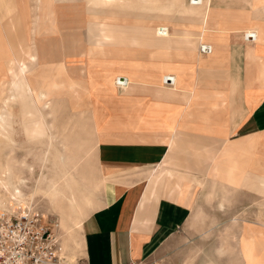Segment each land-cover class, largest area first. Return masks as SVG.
Returning <instances> with one entry per match:
<instances>
[{
    "label": "crops",
    "instance_id": "1",
    "mask_svg": "<svg viewBox=\"0 0 264 264\" xmlns=\"http://www.w3.org/2000/svg\"><path fill=\"white\" fill-rule=\"evenodd\" d=\"M41 1L0 0V67L18 70L0 102L48 93L43 102L88 117L103 201L79 229L81 264H202L189 239L220 231L208 264H264V0H183L165 15L167 0ZM88 2L90 24L71 27ZM203 213L209 228H190ZM64 247L79 250L71 235Z\"/></svg>",
    "mask_w": 264,
    "mask_h": 264
},
{
    "label": "rangeland",
    "instance_id": "2",
    "mask_svg": "<svg viewBox=\"0 0 264 264\" xmlns=\"http://www.w3.org/2000/svg\"><path fill=\"white\" fill-rule=\"evenodd\" d=\"M184 2L185 1L183 0H167V3H164L161 7L163 14H168L169 11L167 10L172 9V7H170L169 5L177 4L181 6L185 4ZM88 4L89 8L87 10V7L85 5L84 7H82L85 9L84 11L78 10L74 11L76 13L72 12L73 15L71 17V27H81L80 25H82L83 23L85 25L90 24V22L92 21L90 5L94 4H90L89 2ZM116 6V9L119 10L120 13L118 14V16L124 17L125 15L123 13H125L127 9H123V7H119L118 5ZM41 7L42 11L43 0L41 1ZM144 10L148 9L144 8ZM141 12L143 13L144 11ZM151 12L152 11H147V13ZM171 12L174 14L176 11ZM157 13H161L160 9L157 11ZM144 19L146 18L140 17L139 20L143 21ZM149 19L150 18H148V20ZM183 27L185 28L186 26ZM48 28L49 27L41 26L39 33L42 35L51 34L52 31ZM139 29L141 30L142 28ZM143 29L149 30L146 28ZM120 42V45L122 46L128 45V43L125 44L124 41ZM106 44L110 45V43L108 42ZM29 49L30 50H28L27 59H24L21 62V65L26 64L27 61H31V48ZM109 55H107V60H102L101 57H98L96 59V55H93L92 61H95L97 67L100 64L104 63L103 66L109 68V62L116 63L114 62L116 58L114 56ZM3 68L4 67L2 66L0 67V89L1 93H7L11 86L12 74L17 72L18 70L16 69L15 71H11V69H9V75L5 77L6 73ZM2 76L3 78L1 79ZM104 79L105 78H103L102 80L104 81ZM2 81L4 83H2ZM10 92L12 91L10 90ZM10 92L7 96L10 95ZM34 95L36 96L35 98L37 99V104L42 105H37L42 113V118L39 119L36 123H24L25 125L23 130V119L21 115L22 112L20 103L15 102L12 104L11 122L13 124V127L10 130V134L15 135V138L12 136L11 138L13 140L16 139V142L13 143L7 138H0V167H5L8 164L12 165L15 174L19 175L25 181L20 186V189L23 194L22 198L35 204V214L36 212L43 214L46 219H49L50 224H55L57 220L60 222L63 218H66L65 209L71 203H73V200H64V195L55 193V191L61 189L64 184H67L68 180H73L74 184L72 186V189L76 193V198L79 202L82 201L84 197H87L91 200H100L102 202L103 195L102 189H100V179L98 176L96 155L93 147L94 144L90 136V130L87 127L88 117L86 116V114L84 116L75 115V113H72L71 109L67 107L68 105L63 103L62 105H50L49 110L45 109L44 107L48 102L43 101L47 97L48 93H36L34 91ZM1 106L2 104L0 102V107ZM50 119L52 122H48L50 121ZM62 156L68 158L67 163H64L62 161ZM254 183L255 182H253L252 186H255ZM254 189L256 190L257 187H255ZM7 191L8 190H6L4 187L0 186V203H2L3 199L11 198L10 194ZM225 192H227V194L229 193L230 197L239 196V194L236 192H229L226 189H217V199L220 200L219 197L225 195ZM260 193L264 195V192ZM209 195H212V193L209 194L206 191V202L208 201ZM58 196L59 198L55 200V198H57ZM206 205L208 204L206 203ZM226 206L228 207L230 205L224 206L223 204H219V202L216 204L217 209H222L223 211L220 210L222 212L225 211L224 209L226 208ZM82 207L85 208L86 206L82 205ZM88 212L90 213L92 211L88 210ZM207 216L208 214L206 216L204 213L201 214L200 218L192 220L191 225H189V227L194 228L195 230L200 229L199 231H204L205 229H208L209 220ZM61 224L63 227L62 222ZM64 227L66 229H64V231L62 232V240L64 241V239L67 238L68 241L71 235L74 238L76 249H79L76 252V256L74 255V253H72L71 255L69 254L70 259L66 258L67 264H81V249L79 247L81 240L79 230L77 229V226L71 222H68L67 225ZM219 233L217 236H210L209 234L192 236L191 240L189 239V241L192 243L196 242L195 244H199L200 251L194 252V258L191 257V259H196L195 261L201 259L202 264H208L211 249L209 248V244L219 245L223 244L224 242L225 236L221 234V231ZM72 248L75 249L73 246ZM188 254L191 255V253ZM176 256L173 255V260L177 262ZM187 260H189V258H187ZM169 261L170 259L165 260L163 259V257H161L159 259H148L147 263L164 264L169 263Z\"/></svg>",
    "mask_w": 264,
    "mask_h": 264
},
{
    "label": "bare ground",
    "instance_id": "3",
    "mask_svg": "<svg viewBox=\"0 0 264 264\" xmlns=\"http://www.w3.org/2000/svg\"><path fill=\"white\" fill-rule=\"evenodd\" d=\"M33 60H34V57L32 56L31 61H33ZM28 69H29V66L27 64H24V71L26 72ZM33 95H34V92H32V91L31 92L14 91V92H10V95L7 96L3 100L2 106L0 107V138H7L8 140H10L13 143L16 142V139L13 140L11 138V136L15 138V135H11L10 130L13 127L12 126L13 124L11 122L12 104L17 102V101H20V105H21V112H22L21 115H22V119H23V127H22L23 130H24V125L26 123H28V124L36 123L39 119L42 118V113H41L40 109L38 108L37 105H34L31 101V98ZM44 108L49 110L50 109V103H47ZM13 122H14V120H13ZM93 147H94V145H93ZM62 158H63L62 161L64 163H67L68 158L65 156H62ZM24 182L25 181L19 175L15 174L12 165L8 164L5 167H0V186L4 187L6 190H8L7 192L11 196L10 199H7V198L3 199L2 203H0V215L2 213H5V212L17 214L19 216L20 215L31 216L32 214H35L34 204L30 203L29 201L24 200L22 198L23 194H22V191L20 189V186ZM73 184H74L73 180H68L67 184H64L62 186V188L55 191V193L60 194V195L61 194L64 195V200H69V199L73 200V203H71L70 205L68 204L69 206L65 209L66 210L65 211L66 212V218L62 219V223L64 226H66L68 222H71V223L75 224L77 226V229L79 230V229H81L84 220L90 214L88 212V210H90V211L94 210L96 205L91 201V199H89L87 197H84L82 199V201H80V202L77 201L76 193L72 189ZM69 188H70V190H69ZM67 190H69V191H67ZM80 193H82V192H80ZM58 198H59V196L57 198H55V200H57ZM82 205H84L86 207L83 208ZM62 208H63V205H62ZM43 220H44V223L51 225L49 223V219H46L44 217ZM56 223L57 224L54 225V232L57 233V238L60 240L62 255L65 256L67 259H70L68 252L65 250L64 241L62 240L63 239L62 232L64 231V229L62 227L61 221L59 222L57 220ZM79 247L81 248V243H80Z\"/></svg>",
    "mask_w": 264,
    "mask_h": 264
},
{
    "label": "built area",
    "instance_id": "4",
    "mask_svg": "<svg viewBox=\"0 0 264 264\" xmlns=\"http://www.w3.org/2000/svg\"><path fill=\"white\" fill-rule=\"evenodd\" d=\"M246 39L255 41V37L247 36ZM200 51L209 54L212 50L209 45H202ZM164 83L172 86L174 78L168 76ZM43 219V214L38 212L31 216L8 212L0 215V264H67L66 257L62 255L60 240L54 232L57 223L48 225ZM147 261L124 264H148Z\"/></svg>",
    "mask_w": 264,
    "mask_h": 264
}]
</instances>
